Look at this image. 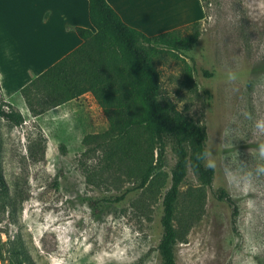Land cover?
Instances as JSON below:
<instances>
[{
	"label": "rangeland",
	"instance_id": "obj_1",
	"mask_svg": "<svg viewBox=\"0 0 264 264\" xmlns=\"http://www.w3.org/2000/svg\"><path fill=\"white\" fill-rule=\"evenodd\" d=\"M203 7L196 44L183 52L158 48L152 58L160 104L169 115L205 128L216 165L212 182H204L187 146L175 261L264 264V174L257 171L264 165V137L254 128L264 117V0H208ZM0 13V66L5 74H20L26 51L39 48L42 38L22 28L23 9L13 0H0ZM144 13L139 17H158ZM179 30L183 37L191 33ZM229 69L241 78L227 81ZM0 96L8 105L1 89ZM20 96L28 108L22 125L0 119L1 168L17 201L14 213L0 216L3 263H15L16 248L24 252V264H162L163 200L179 162L175 136L164 138L159 161L157 142L144 131L136 134V144L118 147L89 93L54 108L42 91ZM247 176L250 184L244 183ZM221 190L238 205L236 225L232 206L217 198Z\"/></svg>",
	"mask_w": 264,
	"mask_h": 264
},
{
	"label": "trees",
	"instance_id": "obj_2",
	"mask_svg": "<svg viewBox=\"0 0 264 264\" xmlns=\"http://www.w3.org/2000/svg\"><path fill=\"white\" fill-rule=\"evenodd\" d=\"M207 1L201 0L203 6ZM88 2L89 18L96 32L76 28L83 43L26 85L21 93L28 97L33 89L42 91L50 97L48 107L53 108L89 93L109 121L107 134L120 140L118 147L127 149L128 145L136 144V134L144 131L157 142L159 161L163 157L164 138L175 136L179 162L171 188L163 200V236L158 251L162 264H176L174 247L178 233L174 221L180 186L187 175V146L192 149L190 164L204 182H212L215 170L205 166L206 157L201 155L207 141L205 128L178 114L169 115L160 104V75L152 58L158 48L188 51L200 37V22L187 26L191 33L185 37L179 29L149 37L128 26L106 0ZM0 119L15 126L24 122L22 113L10 104H4L1 96ZM150 173L144 177L142 185L146 184ZM217 198L232 206L236 225L239 208L235 199L224 190L219 191ZM16 206L17 201L10 194L0 162V216L9 209L14 213ZM13 253V264H24V252L15 248Z\"/></svg>",
	"mask_w": 264,
	"mask_h": 264
},
{
	"label": "crops",
	"instance_id": "obj_3",
	"mask_svg": "<svg viewBox=\"0 0 264 264\" xmlns=\"http://www.w3.org/2000/svg\"><path fill=\"white\" fill-rule=\"evenodd\" d=\"M22 6V28L36 32L42 42L32 46L24 60L22 73L10 69L5 74L0 66V89L5 101L25 115L28 108L20 96L21 90L44 71L78 48L83 41L76 28L96 32L89 18L88 0H13ZM130 27L147 36L178 30L205 16L201 0H106ZM150 5V6H147ZM150 7V8H148ZM17 9V7H16ZM158 15L152 18L139 13ZM144 13V14H145ZM138 14V15H137ZM14 100V101H13ZM17 101L15 104L14 102ZM0 264L3 254H0Z\"/></svg>",
	"mask_w": 264,
	"mask_h": 264
},
{
	"label": "clouds",
	"instance_id": "obj_4",
	"mask_svg": "<svg viewBox=\"0 0 264 264\" xmlns=\"http://www.w3.org/2000/svg\"><path fill=\"white\" fill-rule=\"evenodd\" d=\"M224 78L227 80V81H236L238 79L241 78V73L238 71V70H234V69H229L225 74H224ZM254 128L257 132L258 135L264 137V117H261L259 118L258 120L255 121L254 123ZM259 148H260V155L262 157H264V142H261L260 145H259ZM201 155H203L204 157L206 158H209L208 159V166L209 167H215V160L214 159H211V152L210 150L205 147L202 152H201ZM259 173L261 174H264V165L260 166L257 170ZM233 182H237V178L236 177H232L231 178ZM251 176H247L244 178V183L246 184H250L251 183Z\"/></svg>",
	"mask_w": 264,
	"mask_h": 264
},
{
	"label": "snow or ice",
	"instance_id": "obj_5",
	"mask_svg": "<svg viewBox=\"0 0 264 264\" xmlns=\"http://www.w3.org/2000/svg\"><path fill=\"white\" fill-rule=\"evenodd\" d=\"M4 26V19L2 13H0V29H2Z\"/></svg>",
	"mask_w": 264,
	"mask_h": 264
},
{
	"label": "bare ground",
	"instance_id": "obj_6",
	"mask_svg": "<svg viewBox=\"0 0 264 264\" xmlns=\"http://www.w3.org/2000/svg\"><path fill=\"white\" fill-rule=\"evenodd\" d=\"M184 1H186V0H184Z\"/></svg>",
	"mask_w": 264,
	"mask_h": 264
}]
</instances>
